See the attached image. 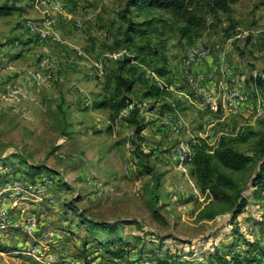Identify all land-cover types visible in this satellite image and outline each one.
<instances>
[{
    "label": "rangeland",
    "instance_id": "obj_1",
    "mask_svg": "<svg viewBox=\"0 0 264 264\" xmlns=\"http://www.w3.org/2000/svg\"><path fill=\"white\" fill-rule=\"evenodd\" d=\"M54 1L35 8L34 0H0V7L14 8L0 16V186L13 178L27 183L31 176L53 177L48 194L55 203H24L26 214L44 217L37 234L53 233L45 243L50 251L58 260L71 257L83 264H111L104 252L109 248L118 253L125 248L130 261L145 258L153 264H224L233 257L235 264H264V191L255 197L250 184L260 163L264 120L228 118L208 126L202 97L185 82L180 62L195 38L214 46L217 58L215 46L225 49L234 30L241 29L248 35L228 47L225 59L235 68L232 85L254 101L264 100V82L252 78L254 72L264 74V0H238L227 13L211 11L209 0H197L192 12L203 21L187 36L180 31L184 21L162 9H131L126 20L152 22L143 38H135L137 47H147L144 52L125 44L112 51L114 41L123 38L126 23L120 16L128 0H58L62 12L53 8ZM90 10L97 12L95 20L77 29L76 20ZM44 17L54 20L62 43H37L24 29L25 19ZM136 55L145 63L131 66L167 92L160 99H143V85L135 84L132 105L113 121L108 110L93 104L110 94L107 80L117 61ZM162 66L169 71L165 78L147 76ZM163 104L170 112L160 113ZM133 106L146 124L139 136L125 122ZM168 113L183 120L182 132L159 126ZM200 137L212 138L211 147L223 137L235 150L253 156L248 168L235 174L248 205L233 224L226 206L210 207L217 212L211 220L200 217L210 200L199 192L186 160H176L180 146ZM90 180L101 182L100 189ZM13 213L14 220L21 218L19 211ZM87 222L116 227L111 233L95 231ZM33 244L19 230L4 229L0 264H41L16 253Z\"/></svg>",
    "mask_w": 264,
    "mask_h": 264
},
{
    "label": "trees",
    "instance_id": "obj_2",
    "mask_svg": "<svg viewBox=\"0 0 264 264\" xmlns=\"http://www.w3.org/2000/svg\"><path fill=\"white\" fill-rule=\"evenodd\" d=\"M237 1L238 0H209V6L213 12L227 13L231 11V5L235 4ZM196 2L197 0H128L120 16V19L126 23L123 38L114 41L112 51L121 48V44H125L128 48H134V51L139 50L140 52H144L147 50V47H137L135 38H143L148 30L152 28V22L151 20L143 22L126 20V16L130 13L131 9H162L171 14L176 21H184V26L180 31L182 36H187L191 33L194 25H198L203 21L202 19L196 18L192 12V6L195 5ZM12 9L14 8L1 6L0 16L8 15ZM137 61H139L140 64L145 63V59H140L137 55L124 57L117 61L115 72L110 74L107 80V83L111 85L110 94L100 98V100L95 101L93 104V108L96 110H108L113 121L120 116L122 111L127 110L129 106L132 105V100L129 98V95L133 92L135 84L143 85V99H160L167 92L165 87L161 88L154 82L148 81L144 79L142 75L138 74V69L131 66L132 62ZM153 70L156 75L162 79L169 74L165 66ZM170 110L171 108L167 106V104H163L160 108V113L170 112ZM139 114V109L133 106L128 110L127 118L125 119L126 123L134 126V133L137 136L146 128V124L142 118H139ZM228 142L227 139L222 137L219 139L216 146L211 147L204 139L195 138L192 142L188 143L190 154L186 159L185 165L190 167L189 174L194 179L199 192L210 200L205 210L200 212V217L202 219L211 220L217 215V212H214L210 207L215 205L226 206L227 210L231 213L230 223L233 224L248 205V200L243 196L242 189L235 178V174L245 171L253 162V156L235 150ZM259 145L260 163L258 171L250 182L255 197H259L264 191V139L259 142ZM138 149L140 150V146H138ZM141 155L143 157H149L151 154H138L139 157ZM34 177L35 176H31L30 180L32 181ZM87 224L89 228L91 227V229L95 231L103 230L110 233L113 232L116 227L114 224L106 223L95 222L92 224L91 222H87ZM109 249H104V252L112 261L111 264H136L138 261V259L130 261L127 258L128 252H125V248H122L123 250H120L119 253L110 252ZM5 250L6 247L0 245V251ZM236 260L237 258L233 257L230 261L226 262L224 260L223 263H239Z\"/></svg>",
    "mask_w": 264,
    "mask_h": 264
},
{
    "label": "built area",
    "instance_id": "obj_3",
    "mask_svg": "<svg viewBox=\"0 0 264 264\" xmlns=\"http://www.w3.org/2000/svg\"><path fill=\"white\" fill-rule=\"evenodd\" d=\"M92 1V0H90ZM95 1V0H94ZM106 2L107 0H101ZM45 0H34V6L44 3ZM53 8L57 11H65L64 4L61 1L55 0ZM97 12L90 10L81 19L76 20L75 27L82 29L87 22H93L96 18ZM24 29L34 36V41L37 43L50 42L54 44L62 43L60 36L55 32L54 20L50 18H42L41 20L25 19L23 22ZM248 34L241 29H235L234 35L227 39L225 49L215 46L219 50L217 58L213 53L214 46L207 44L202 38L194 41L193 45L181 57V74L184 77L187 85L199 96L202 97L200 108L201 111L206 112L208 119V126H213L222 120L228 118L245 119L248 123L264 120V100L259 96L254 101L242 89L241 86L232 85V79L235 78V68L225 61L227 58V49L235 40H242ZM251 42L256 44L258 39L252 35ZM214 57L217 59L219 65L213 66ZM48 61V59H47ZM55 60H52V64ZM51 64V65H52ZM207 64V65H206ZM206 66L211 67L210 71L203 70ZM47 70L50 67L46 68ZM218 72L214 73L213 71ZM147 76L158 81L156 74L150 70L147 71ZM48 78H51L49 76ZM253 80L260 79L264 82V74L254 72L252 74ZM192 105L194 103L191 101ZM213 121V122H212ZM159 126L165 125L172 129L175 134L182 132L185 124L180 117L175 114H165L159 121ZM240 127H236L238 132ZM208 144L211 143L212 138L206 139L200 137ZM214 143V142H213ZM209 145V144H208ZM210 146V145H209ZM186 148V149H185ZM180 146L176 153V160L183 164L190 154L188 144ZM62 157V156H61ZM3 177V176H1ZM0 179V181H2ZM54 184L52 176L48 178H34L32 181L25 183L18 178H13L11 181H6L0 186V234L9 227L19 230L23 235L32 239L34 244L18 250L20 255H27L35 258L41 264H83L74 258L68 257L66 259L58 260L56 256L50 251V247L46 245L53 233L48 230L42 236L37 234L44 226L43 215L26 214L27 208L24 203L31 201V203L41 206L46 204L50 206L55 203L54 198L48 194L51 186ZM90 186H95L100 189L101 182L90 180ZM7 200V206L3 204V200ZM13 211H19L21 218L14 220ZM136 264H153L148 259H138ZM155 264V263H154ZM158 264H171L170 262H160Z\"/></svg>",
    "mask_w": 264,
    "mask_h": 264
},
{
    "label": "crops",
    "instance_id": "obj_4",
    "mask_svg": "<svg viewBox=\"0 0 264 264\" xmlns=\"http://www.w3.org/2000/svg\"><path fill=\"white\" fill-rule=\"evenodd\" d=\"M64 13V12H63ZM38 207H40V206H38Z\"/></svg>",
    "mask_w": 264,
    "mask_h": 264
}]
</instances>
